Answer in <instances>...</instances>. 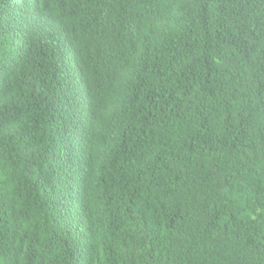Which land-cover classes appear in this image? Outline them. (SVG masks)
I'll list each match as a JSON object with an SVG mask.
<instances>
[{"label": "trees", "instance_id": "trees-1", "mask_svg": "<svg viewBox=\"0 0 264 264\" xmlns=\"http://www.w3.org/2000/svg\"><path fill=\"white\" fill-rule=\"evenodd\" d=\"M95 31L134 59L91 91L129 124L54 117L89 90ZM36 49L69 86L50 113ZM72 158L154 166L132 183L166 194L76 221ZM71 262L264 264V0H0V264Z\"/></svg>", "mask_w": 264, "mask_h": 264}, {"label": "clouds", "instance_id": "clouds-1", "mask_svg": "<svg viewBox=\"0 0 264 264\" xmlns=\"http://www.w3.org/2000/svg\"><path fill=\"white\" fill-rule=\"evenodd\" d=\"M94 33L91 34L94 56L90 57L89 90L85 98L76 104H70L66 111L54 117L60 118L68 126L90 116L101 117L106 121L119 117L120 124H129V119L119 102L106 95L95 97L91 91L96 90L103 94L115 85H120L122 88L128 71L134 70V59L122 50L113 52L111 47H103L102 40L96 31ZM36 52L41 74L39 79L53 83L52 90L46 92L44 103V109L50 113L51 106L58 99L60 92L68 89L69 86L61 75L54 73L55 65L49 55L40 49H36ZM70 162L73 169L68 174L67 188L75 199H69L66 203L59 201V204L63 207L78 208V212L73 215L76 221L93 210H104L115 206L136 209L147 203L146 208H148L160 195L166 194L164 191H156L149 187L146 194L139 196L143 186L132 183V179L137 178L152 181L154 171L157 170L154 166L120 162L114 163V167L109 168L108 163L102 160L82 161L76 158H72ZM45 221L54 232L67 234L65 225L60 219L52 218ZM77 226L82 227L81 224Z\"/></svg>", "mask_w": 264, "mask_h": 264}, {"label": "bare ground", "instance_id": "bare-ground-1", "mask_svg": "<svg viewBox=\"0 0 264 264\" xmlns=\"http://www.w3.org/2000/svg\"><path fill=\"white\" fill-rule=\"evenodd\" d=\"M80 61H81V59H80ZM82 64H83V62H82ZM74 79V78H73Z\"/></svg>", "mask_w": 264, "mask_h": 264}]
</instances>
